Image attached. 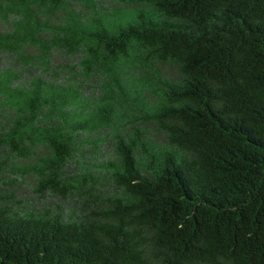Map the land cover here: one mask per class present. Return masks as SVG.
Here are the masks:
<instances>
[{
	"label": "trees",
	"instance_id": "16d2710c",
	"mask_svg": "<svg viewBox=\"0 0 264 264\" xmlns=\"http://www.w3.org/2000/svg\"><path fill=\"white\" fill-rule=\"evenodd\" d=\"M0 264H264V0H0Z\"/></svg>",
	"mask_w": 264,
	"mask_h": 264
}]
</instances>
